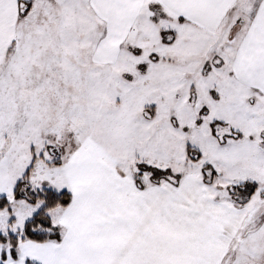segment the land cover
Instances as JSON below:
<instances>
[{
	"label": "snow or ice",
	"instance_id": "1",
	"mask_svg": "<svg viewBox=\"0 0 264 264\" xmlns=\"http://www.w3.org/2000/svg\"><path fill=\"white\" fill-rule=\"evenodd\" d=\"M0 264H264V0H0Z\"/></svg>",
	"mask_w": 264,
	"mask_h": 264
}]
</instances>
